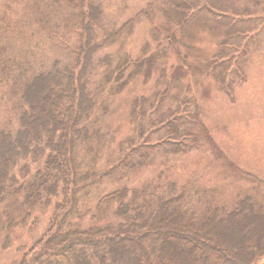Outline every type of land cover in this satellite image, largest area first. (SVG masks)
I'll list each match as a JSON object with an SVG mask.
<instances>
[{
    "label": "rangeland",
    "instance_id": "1",
    "mask_svg": "<svg viewBox=\"0 0 264 264\" xmlns=\"http://www.w3.org/2000/svg\"><path fill=\"white\" fill-rule=\"evenodd\" d=\"M44 1L46 7L52 8L45 28L37 24L38 17L29 9L35 0H20L10 9L6 8L8 1L0 0L1 60H7L12 77L28 74V65L35 70L56 59L64 63L73 60L79 28L76 11L65 2ZM100 2L103 14L97 43L101 47L88 75V90L95 101L86 122H90L91 139L82 148L80 159L86 171L112 166V172L80 200L81 214L90 213L73 222L83 228L115 223V203L103 204L96 210L101 198L121 188L162 190L170 181L185 188L187 203L195 209L215 204L229 208L246 193L255 194L264 203V189L257 190L240 179L225 161L264 180V0ZM234 9H247L248 13L236 15ZM127 22L120 36L107 38ZM152 54L158 57L150 72L143 69L130 78L133 68L126 69L127 84L118 94L111 92L113 77L109 82L105 80L111 63L115 66L126 56L133 61L140 55L146 58ZM9 79L0 81V128H8L10 122V128L15 129L17 98L9 93ZM165 91L160 108H156L158 112L150 108L149 118L155 119L160 111L174 107L182 98L194 101L225 160L213 159L204 139L199 149L187 154H167L156 143L161 131L149 132L145 124L142 143L155 146L143 147L134 165L133 161L130 167L117 165L121 156L119 143L137 137L132 115L135 99L143 96L156 102L155 97ZM226 91H232L233 99ZM132 153L137 157L136 152ZM37 166L32 167V174ZM52 206L38 209L28 223L12 229L8 234L11 245L0 248V264L16 263L24 253L18 249L24 246L27 251L45 233ZM0 218L6 219L4 206L0 207Z\"/></svg>",
    "mask_w": 264,
    "mask_h": 264
},
{
    "label": "trees",
    "instance_id": "2",
    "mask_svg": "<svg viewBox=\"0 0 264 264\" xmlns=\"http://www.w3.org/2000/svg\"><path fill=\"white\" fill-rule=\"evenodd\" d=\"M6 1L9 9L20 4V0H11L14 5ZM55 1L65 2L77 15V44L70 64L56 59L35 70L28 65V74L12 77L0 52V81L10 78L9 93L17 98L16 128H10V122L8 128H0V207L4 206L6 214V219L0 218V248L11 245L8 234L13 228L25 225L38 209L52 203L45 233L27 251L24 246L19 248L24 253L13 264H264V203L253 193L242 195L229 208L215 204L195 209L187 203L185 188L176 182H168L162 190L156 187L157 191L121 188L101 198L95 207L115 203L113 217L117 222L86 228L73 222L90 213L81 214L80 200L112 172V166L86 171L80 159L82 148L91 139L90 122H86L95 101L88 90V75L101 47L97 40L103 11L100 0H87L86 4L83 0ZM46 3L35 0L29 7L43 28L52 11ZM233 12L241 15L248 10ZM127 25L107 38L120 36ZM157 57L140 55L132 61L126 56L115 66L106 57L110 65L105 80L113 77L111 92L118 94L128 76L134 77L143 69L150 72ZM129 68L133 70L125 77ZM220 90L225 93L224 87ZM166 92L158 94L156 102L150 97L135 99L132 115L137 137L119 143L117 165L130 167L143 147L155 146L142 143L145 124L149 132L161 131L156 143L167 154H187L199 149L204 139L213 159L225 160L194 101L182 98L155 119L149 118L150 108L158 112ZM231 92L226 91L233 99ZM225 161L240 179L257 190L264 189L263 179Z\"/></svg>",
    "mask_w": 264,
    "mask_h": 264
}]
</instances>
